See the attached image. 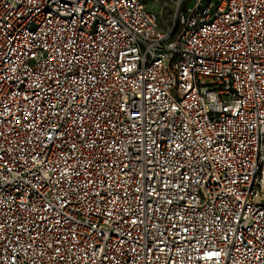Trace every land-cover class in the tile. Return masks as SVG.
Listing matches in <instances>:
<instances>
[{
	"label": "built area",
	"instance_id": "obj_1",
	"mask_svg": "<svg viewBox=\"0 0 264 264\" xmlns=\"http://www.w3.org/2000/svg\"><path fill=\"white\" fill-rule=\"evenodd\" d=\"M167 1L0 0V264H264V0Z\"/></svg>",
	"mask_w": 264,
	"mask_h": 264
},
{
	"label": "rangeland",
	"instance_id": "obj_2",
	"mask_svg": "<svg viewBox=\"0 0 264 264\" xmlns=\"http://www.w3.org/2000/svg\"><path fill=\"white\" fill-rule=\"evenodd\" d=\"M148 3L149 7H152L153 9H159L161 7V9L166 13L167 7L166 5H168V1L167 0H146ZM167 17L161 16L159 18L160 20V24L162 27H167L170 23V20H166ZM201 84H206V81H202Z\"/></svg>",
	"mask_w": 264,
	"mask_h": 264
}]
</instances>
